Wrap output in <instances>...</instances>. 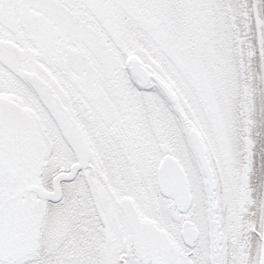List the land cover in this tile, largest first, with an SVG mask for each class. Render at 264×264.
Here are the masks:
<instances>
[{
  "label": "snow or ice",
  "instance_id": "1",
  "mask_svg": "<svg viewBox=\"0 0 264 264\" xmlns=\"http://www.w3.org/2000/svg\"><path fill=\"white\" fill-rule=\"evenodd\" d=\"M0 264H264V0H0Z\"/></svg>",
  "mask_w": 264,
  "mask_h": 264
}]
</instances>
